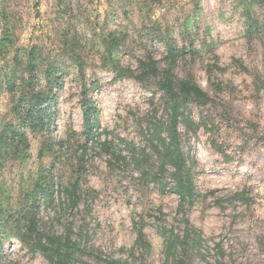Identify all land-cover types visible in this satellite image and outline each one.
Wrapping results in <instances>:
<instances>
[{
	"label": "rangeland",
	"instance_id": "1",
	"mask_svg": "<svg viewBox=\"0 0 264 264\" xmlns=\"http://www.w3.org/2000/svg\"><path fill=\"white\" fill-rule=\"evenodd\" d=\"M248 4L243 0H0V41L8 36L20 50L34 46L41 50L37 87L46 85L44 71L50 65L59 77L53 86L49 129L32 133L13 115L19 86L7 92L1 79L10 71L19 75L23 66L13 67V52L0 50V121L19 128L28 140L22 161L0 167V190L13 204L39 173L47 171L58 184L79 170L78 206L64 209L62 200L57 203L61 210L40 209L45 230L60 234L70 227L93 247L90 258L75 264H95L97 256L129 264H168L159 229L182 233L186 220L200 234L202 253L210 264H264V4ZM253 23L256 26L249 31ZM114 31L123 32L131 47L117 53V60L134 69L144 46L159 66L166 65L165 50L155 41L158 31H169L178 45L205 43L199 56L186 54L175 67L178 77L190 73L211 97L207 106L190 108L194 121L206 122L211 132L188 133L184 144L196 193L206 197L182 210L175 194L143 184L136 173L119 164L107 166L108 157L100 146L104 138L115 141L120 136L147 147L145 127L164 115L156 80L144 84L114 80L104 66L102 39ZM73 40L84 63L83 74L67 46ZM19 58L25 60L23 53ZM83 85L87 106L94 109L91 120L96 116L98 121L88 141L83 135ZM45 146H53V151L39 158ZM236 194H243L246 204ZM134 222L143 227L149 253L134 246ZM0 241V264H48L6 232ZM200 259L195 256L194 264H205Z\"/></svg>",
	"mask_w": 264,
	"mask_h": 264
},
{
	"label": "trees",
	"instance_id": "2",
	"mask_svg": "<svg viewBox=\"0 0 264 264\" xmlns=\"http://www.w3.org/2000/svg\"><path fill=\"white\" fill-rule=\"evenodd\" d=\"M248 5L264 4V0H243ZM249 18V16H248ZM256 25L250 24L249 31ZM181 38L186 39L184 35ZM155 41L162 45L165 50V66H159L158 60L152 51L144 46L143 57L138 59L136 69L124 67L117 60V53L121 50L130 51L127 44V36L123 32H112L102 39L103 52L101 60L109 69L114 80L132 79L144 84L151 79L156 80V86L162 94L164 115L145 127L146 146H138L133 141L123 137H115V141L107 137L100 143L104 154L108 157L107 166L121 165L130 172L137 174V179L143 184L157 186L159 191H169L179 199V209L185 205L191 206L194 200L205 198L206 195L196 193L192 176L191 163L184 151L185 135L196 134L199 129L204 133L211 132L206 122L194 121L191 114V106L205 107L211 97L196 83L189 73L184 78L175 74L177 62L186 54L190 57L200 55L205 43L188 46L178 45L169 31H158ZM16 45L7 36L0 41V50L7 54L13 52L15 68L23 66L18 75L13 71L2 76V86L5 91L12 93L19 86V94L13 109L15 120L30 132L36 133L43 128L49 129L55 104L53 86L58 83L59 77L52 71L51 65L44 71V87H37L36 71L41 50L36 46L25 51L15 47ZM71 59L83 74L84 63L77 51V43L73 40L67 44ZM207 47H210L208 44ZM13 50H12V49ZM25 60L19 57L22 55ZM220 72L224 68L217 67ZM209 67L208 73L212 71ZM26 75V77H24ZM19 82V83H18ZM83 100V135L86 141L93 138V129L98 127L96 116L91 120L92 106H87L86 89L82 86ZM219 91H222L219 85ZM86 141L82 148L86 149ZM116 142V143H115ZM62 147V142H57ZM46 145V144H45ZM122 147H118V146ZM28 148V140L20 129L11 123L0 121V167L7 162L22 161L25 150ZM45 150V151H44ZM53 146H45L38 153V157L51 154ZM219 154H224L220 148L216 149ZM52 157V156H50ZM80 171L75 170L65 182L56 183L47 171L41 172L36 179L24 187L15 203L10 202L9 196L3 191L0 195V235L5 233L15 237L18 242L31 253H38L48 264H75L84 262L81 258H90L92 249L87 239L82 234H73L72 229L67 227L63 233H53L44 229L45 221L41 216L40 209L61 210L57 203L63 200V208L77 207L80 202ZM7 193V192H6ZM209 194H212L209 193ZM243 204L246 199L243 194H236ZM61 203V202H60ZM219 204V203H218ZM136 239L134 246L144 253H149L151 245L146 239L142 225L134 222ZM159 234L163 239L165 257L168 264H194V257L199 256L205 264H210L204 257L202 238L193 228H189L186 220L185 231L175 233L160 227ZM1 245V241H0ZM222 252V249H220ZM80 260V261H79ZM95 264H129L124 259L94 257ZM87 264V263H85Z\"/></svg>",
	"mask_w": 264,
	"mask_h": 264
}]
</instances>
